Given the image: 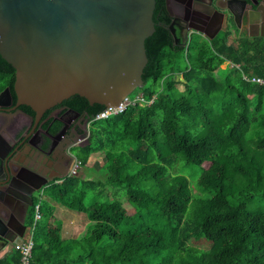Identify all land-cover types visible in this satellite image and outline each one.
<instances>
[{
    "label": "trees",
    "instance_id": "obj_1",
    "mask_svg": "<svg viewBox=\"0 0 264 264\" xmlns=\"http://www.w3.org/2000/svg\"><path fill=\"white\" fill-rule=\"evenodd\" d=\"M229 35L195 38L185 49L155 24L141 86L150 104L94 119L104 105L78 94L61 102L90 121L75 146L80 165L92 154L105 161L99 178L66 175L43 187L49 200L29 264H264V85L242 77L264 78V36ZM179 158L209 163L197 179L202 194L191 193L185 175L167 174ZM52 201L85 214V231L63 238ZM33 211L34 203L27 227ZM199 236L208 249L190 244ZM18 261L17 252L0 257Z\"/></svg>",
    "mask_w": 264,
    "mask_h": 264
},
{
    "label": "water",
    "instance_id": "obj_2",
    "mask_svg": "<svg viewBox=\"0 0 264 264\" xmlns=\"http://www.w3.org/2000/svg\"><path fill=\"white\" fill-rule=\"evenodd\" d=\"M241 1L255 6L259 20L264 0ZM154 8L155 0H0V56L15 70L13 108L30 107L33 114L26 115L35 127L46 110L74 94L91 105H118L143 85ZM224 10L226 17L234 15L229 5ZM162 26L183 45L171 27Z\"/></svg>",
    "mask_w": 264,
    "mask_h": 264
},
{
    "label": "flooded vegetation",
    "instance_id": "obj_3",
    "mask_svg": "<svg viewBox=\"0 0 264 264\" xmlns=\"http://www.w3.org/2000/svg\"><path fill=\"white\" fill-rule=\"evenodd\" d=\"M227 5L234 15L225 16ZM254 8L241 0H159L158 3L155 0L153 17L155 24L171 27L179 43L194 33L212 39L228 31L229 39H233L239 35L260 34L264 3L259 20L255 18ZM14 79L15 70L0 56V246L10 244L9 240L25 233L36 193L45 182L68 171L74 158L71 149L85 139L83 131L89 122L84 114L59 103L46 110L34 127L33 120L26 115L25 105L13 108ZM57 121L61 125L52 132ZM10 153L13 154L8 157Z\"/></svg>",
    "mask_w": 264,
    "mask_h": 264
},
{
    "label": "built area",
    "instance_id": "obj_4",
    "mask_svg": "<svg viewBox=\"0 0 264 264\" xmlns=\"http://www.w3.org/2000/svg\"><path fill=\"white\" fill-rule=\"evenodd\" d=\"M190 43V36L186 37L183 43L185 49L188 48ZM243 79L250 81L259 85H264V78L256 76H247L242 74ZM132 93V92H131ZM125 95L118 105H108L94 115V119H106L112 115L123 113L128 107L135 105H146L153 101V96L151 98H145L142 91H137L134 94ZM90 121L88 122V125ZM80 167V161L74 156L72 163L68 169L67 175H76ZM59 180L58 182H60ZM43 187L40 191V196L36 202H34L33 220L31 225L26 228L25 233L21 236V240L16 243H10L1 250V257L17 252L19 254V261L17 264H29L32 247H33V233L36 222L40 220L42 216V211L40 209L41 201L44 199L42 193Z\"/></svg>",
    "mask_w": 264,
    "mask_h": 264
},
{
    "label": "rangeland",
    "instance_id": "obj_5",
    "mask_svg": "<svg viewBox=\"0 0 264 264\" xmlns=\"http://www.w3.org/2000/svg\"><path fill=\"white\" fill-rule=\"evenodd\" d=\"M195 38H202L201 35L199 34H192L190 36V41L195 39ZM179 60V59H178ZM180 63H182L181 61V58H180ZM169 80V77H167L165 80H164V85L167 83V81ZM152 85V83L149 81L147 82L144 86L145 87H150ZM142 87H137L136 89H134L132 91L131 94H134L136 93L137 91H142L141 90ZM89 128V125H85L84 129H85V132H87ZM84 138V137H83ZM79 142V143H83V141H85L86 139V136H85V139H83ZM72 154L75 156L76 155V151L78 150V147H72ZM96 159V161H95ZM104 155L102 154H95L94 156V162H92L90 165L94 164V165H101L100 163H102L104 161ZM209 163L206 162V163H203V164H186L184 162V159H181L179 158L178 160H176L173 165H172V169H169V171L167 172V174H172L173 172L175 173H180V174H183L185 175L187 178H188V183H189V188L191 190V193L193 195H200L202 194V191L201 189L197 186V179L199 177V175L201 174L203 168L205 166H207ZM99 167V166H97ZM100 169L96 170L92 167H88V166H82L80 165L79 169H78V173L76 175H81L82 177H93V178H96L98 177L99 175H101L98 171ZM99 178V177H98ZM42 188H40L39 192L36 193V200L35 202L38 200L39 196H40V191H41ZM43 191V190H42ZM117 196H118V199L121 201V203L123 204L124 207L126 208H131V206L129 205V203L127 202V198H126V194L124 191H119L117 193ZM45 200L46 197H44ZM62 205V204H60ZM68 212L70 213H80L81 215L83 216H75L74 218V222L76 223L77 225V229L75 232H72V233H69L66 235H76L78 231H85L86 229V221H87V218L85 217V215L81 212H77L75 210H72V209H69L67 208L66 206L62 205ZM86 220V221H85ZM80 235V234H79ZM190 244L193 245V246H196V247H200V248H204V249H208L209 246H210V243L209 241H207L206 239H204L202 236H199V237H195V238H192L190 240Z\"/></svg>",
    "mask_w": 264,
    "mask_h": 264
},
{
    "label": "crops",
    "instance_id": "obj_6",
    "mask_svg": "<svg viewBox=\"0 0 264 264\" xmlns=\"http://www.w3.org/2000/svg\"><path fill=\"white\" fill-rule=\"evenodd\" d=\"M260 33L262 34V35H264V23L262 24V26H261V31H260ZM90 126V125H89ZM94 156H95V154H92L90 157H89V159H88V161H87V163H86V166H88V167H92V168H94L95 169V171L96 170H98V169H100L101 168V166H102V164L104 163V161H105V159H104V161L102 162V163H100L101 165H94V164H92V165H90L92 162H94ZM29 157V156H28ZM105 158V157H104ZM95 161H96V159H95ZM97 166H99V167H97ZM58 178H60V177H58ZM57 178V179H58ZM59 181V180H58ZM44 187V186H43ZM46 197V199L47 200H49V197H47V196H45ZM52 203V205L54 206V215L57 217V218H59L61 221H62V227H61V235H62V237L63 238H75V237H78L79 236V234H81V233H83L84 231H78L77 232V234L76 235H66V233L67 234H69V233H72V232H75L76 231V229H77V225H76V223L74 222V217L75 216H83V215H81L80 213H70V212H68L62 205H60V203H57V202H51ZM78 212V211H77ZM85 215V214H84ZM84 217V216H83ZM86 217V216H85ZM86 221V220H85ZM86 223V225H87V223H88V219H87V221L85 222ZM7 245H9V244H7ZM7 245H1L0 246V257H1V250L4 248V247H6Z\"/></svg>",
    "mask_w": 264,
    "mask_h": 264
}]
</instances>
